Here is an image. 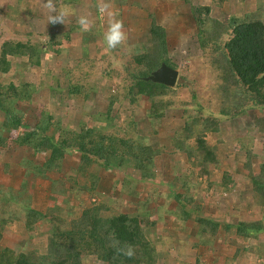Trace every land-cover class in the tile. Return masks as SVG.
<instances>
[{
	"label": "trees",
	"instance_id": "1",
	"mask_svg": "<svg viewBox=\"0 0 264 264\" xmlns=\"http://www.w3.org/2000/svg\"><path fill=\"white\" fill-rule=\"evenodd\" d=\"M148 1L124 0L123 4L117 0L91 2L97 22L112 21L107 23L108 27H113L112 30L116 29L117 23L126 29L137 30V39L126 43L121 50L112 49L105 42V56L111 53L121 63L117 67L108 63L99 78L92 66L96 61L77 54L70 69L53 79L56 86L66 90L67 99L81 96L82 100L89 97L97 100L96 105L102 112L92 108V114L103 119L102 129L81 123L77 131L67 129L62 126L60 118L46 113L43 106L36 109L38 117L35 120L25 112V107L32 105L35 98L31 79L41 82L42 76L38 72L36 77H32L30 71L23 72L19 66L26 64L33 70L41 66L42 60L66 59V48L61 46L65 41L57 38L59 26L55 19L50 16L46 20L45 33L32 30L22 38V33L14 29L13 36L19 37L7 36L0 42V79L5 78V81H0V146L8 144L25 151L26 156L22 157L20 164L25 169L21 184L25 186L28 177L59 170L62 163L70 159L75 170L70 177L83 178L84 183L73 181L69 191L75 188L88 197L100 198L98 203L80 209L74 203H67L63 217L52 212L40 213L18 201L27 194L23 188L19 190L20 184L12 192L7 190L11 182L7 181V170L1 160L0 205L3 206L0 208L8 205L13 212L0 214V264H82L85 258L96 264H157L162 254L157 252L146 233L148 230L155 235L158 219L149 216V209L155 208L149 205L156 200L162 202L156 208H162L163 214H169L173 224L191 223L195 227L194 251L214 244L218 232L222 236L232 232L235 240L258 239L259 235H264V146L256 156L259 162L253 168L248 164L243 166L250 182L249 197L244 202L246 206L258 209L257 217L224 223L203 216V190L200 187L203 178L207 181L205 187L210 188L214 184L212 174L220 169V155L224 150L223 144L217 141L208 144L207 137L225 135L224 124L245 116L250 110L255 109L264 115V7L261 11L257 5L264 6V0H150L145 4L146 9L142 8L141 5ZM76 3L77 0H61L51 6L72 7ZM77 7L71 8V16L83 13L81 5ZM33 11L31 6V16L36 15ZM17 13V9L10 13L12 23L17 21ZM120 14L123 22H119ZM134 16L136 20H133ZM79 29V23L73 20L67 31L62 32L65 40ZM183 35L195 44L200 54L202 62L196 66L204 74L203 82L199 85V79L192 75L190 68L179 70L178 77L185 83L176 82L172 88L144 80L161 63L177 69L168 55V44H178L176 42L183 39ZM91 38L90 48L98 46L100 49L102 42L100 45L98 40ZM42 47L44 51H41ZM46 73L43 72L44 75ZM121 73L123 76L120 77ZM88 74L94 77L89 78ZM110 75L122 78L117 82L116 91L109 88L112 83ZM8 77H14L16 81L8 80ZM80 79L89 82L86 86H73V82ZM96 88L99 94L93 91ZM100 101L103 102L101 105ZM142 101L148 104L146 117L153 134L165 110L180 112L182 122L165 144L170 145L174 152H183L185 162L194 169V173L190 171L188 176L180 178L173 175L175 189H165L169 196L159 199L154 190L150 197L148 194L138 200L131 212H123L106 205L107 198L101 191L108 192L113 184L114 187L119 185L120 178L126 181L127 171L137 172L135 181L156 188L155 158L161 151L152 146L154 139L145 140V135L137 129L138 137L131 138L119 125L121 111L125 107L139 108ZM128 117L130 130H135L131 117ZM4 133L10 136L8 141ZM249 139V134L244 142L238 138L239 151L244 150L242 143ZM232 148L237 152V145L232 143ZM116 173L120 178H114ZM194 178L193 183L191 180ZM198 178L202 180L198 182ZM217 184L222 190L231 184L226 172H221ZM115 194H118L116 189L112 195ZM164 205H173V210L168 211ZM14 221H21L23 230L31 233L43 224L44 250H36L31 243L33 238L27 239V243L25 241L18 249H14L12 242L4 244L6 226ZM241 245L247 247L245 241ZM236 248L235 255L238 252ZM235 255L227 261L237 264Z\"/></svg>",
	"mask_w": 264,
	"mask_h": 264
},
{
	"label": "rangeland",
	"instance_id": "2",
	"mask_svg": "<svg viewBox=\"0 0 264 264\" xmlns=\"http://www.w3.org/2000/svg\"><path fill=\"white\" fill-rule=\"evenodd\" d=\"M94 1L95 0H77L76 5L73 4L74 6L72 7L81 5V11L83 13L81 14L79 12V14L71 16L70 10L72 7L63 5L56 7L51 6L54 5L55 2H61V0H0V42L7 36L19 37L13 36L14 29L22 33V38L27 36L32 30L45 33L44 26H46V20L50 16L57 21V25L59 26L56 30V33H59L57 38L65 41V44L61 45L66 48L65 60H60V57L54 62H46L42 60L41 66L33 70H30L31 68L25 66L26 64L19 66L22 67L21 70L23 72L30 71L32 77H36L38 72H40L42 76L41 82L34 81V78L31 79L33 84L31 85L35 90V98H33L32 105L25 107V112L30 119L35 120V118L38 117V110L36 109L43 106L46 113H50L53 117L60 118L62 126L67 129L77 131L78 124L80 123L85 126L99 129L103 128V119L96 114H92V108L96 112H102L101 108L96 105L97 100H93L92 97H89L87 100H82L81 96L74 99H67L66 90L62 86H56L53 80L60 72L65 73L67 69H70L72 61L77 54H82L88 59L90 58L91 61H96L92 66L95 68L96 74L99 72L97 75L95 74V76L99 78L103 75L101 71L106 68L108 63H112L113 67L120 66L121 63L119 58L114 57L111 53L105 56V52H107L105 42L109 44L112 49L121 50L126 43L133 42L137 39V30L126 29V27L119 23H117L118 29L112 30L111 28L113 27H108L107 24L112 21L107 20L106 22L105 20L97 22L98 17L94 15L93 7L91 6V2L94 3ZM98 2L99 0H96V3ZM148 2H144L141 7L145 8V4ZM85 3H87V5ZM117 3L123 4L124 0H117ZM257 5L262 11L264 6L262 4ZM31 6L34 7L33 14L36 15H30L29 9ZM88 6L91 7L89 8L92 9L91 11L88 10ZM14 9H17L18 12L16 15V24L12 23L10 19V13ZM107 12L109 13V11H106L105 13ZM57 17L60 19H57ZM121 18L120 14L119 22H123ZM136 19V16H134L133 20ZM73 20H77L80 29L75 32L73 31L70 35L68 33L69 36L67 37V40H65L62 32L67 31L68 25H70ZM188 33L190 32L188 31ZM183 36V39L176 42L178 44L170 43L169 57L173 59L177 67V72H179V70L180 72L184 71L185 68L193 70L192 75L199 79L200 85L204 79V74L197 69L198 66H196L202 62L199 56L200 54L196 49L195 44L191 43L186 35ZM91 37L98 40L97 43L99 42L100 45L102 42V47H100V49L98 46L94 49L92 47L90 48L88 44L92 41ZM110 50L111 49L109 48L108 52ZM41 51H44V47L41 48ZM56 67L58 69H56ZM43 72H47V75L45 74V76ZM87 76H89V78L94 77V75H91L93 77H90V74ZM119 76H123V73ZM120 77L116 78L114 75L109 76V79H112V83L109 85L111 91L117 90V82L122 80ZM98 78L97 80H100ZM9 79L13 82L16 81L14 77H8V80ZM2 80L5 81V78L2 77L0 81ZM88 82V80L82 79L75 80L73 86H86ZM176 82L185 83V81L181 80L179 77ZM59 84L61 85V83ZM48 87L51 88V90H49ZM98 90L99 89L96 88L93 91L97 93ZM97 94H99V92ZM102 103L103 102L101 101L99 102L100 105ZM96 108H98V110ZM147 108L148 104L145 101H142L139 108L133 106L125 107L124 111H121V114L118 117L120 127H122L131 138L138 137L136 134L137 129L142 135H145V140L154 139L155 142L152 146L161 151V154L155 158V174L157 180L154 186L156 188L147 187L141 184V182L135 181L137 179L136 177H138V174L135 171H127L128 175L125 176V178H127L126 181L123 180L124 178H120L119 173H116L114 178L117 176V178H120L119 185L115 184L114 187L113 184L108 192L101 191L102 196L107 198L105 200L106 205H109L114 210L131 212L132 208L136 207L135 203L138 200L146 198L148 194L150 197L154 190H156L155 194L159 196V199L165 198L166 196H169L165 189H175V184L172 181L173 175L180 178L182 175L188 176L190 171H193L194 173V169L192 170L185 162V155L183 152H174L170 145L165 144V140L171 138L173 132L182 122L179 117L180 112L174 109L165 110L161 122L158 120L159 124L155 126L156 133L153 134L150 122L146 117ZM128 116L131 117V121L134 125L133 129L135 130H130V125L128 126L127 123ZM224 125L223 126L226 129L225 135L222 136L218 134L213 138L209 136L207 137L208 144H214V142L217 141L220 145L223 144L224 150L221 151L222 154L220 153V156L222 157L220 160L221 167L212 174L214 184L210 188H207L205 187L207 182L206 179L203 178L204 181H201L202 179L200 178L197 179V181L199 180L202 182L200 186L203 190V192H201V201L203 202L202 215L224 223H231L238 219L251 220L254 216H258V209L255 206H246V203L244 202L249 197L250 182L248 181L247 173L243 166L244 164H248L253 168V166L259 162L256 156L259 155L264 146V115L253 109L248 111L245 116L231 120L230 123ZM248 134L250 139L247 140V142L242 143L244 146H241V148L243 147L244 150L241 149L242 151H239L240 145L237 142L238 138H241V142H244V139ZM4 138L8 141L10 136L7 133H4ZM232 143L237 145V152L232 148ZM2 146H0V161L2 160L1 163L7 170V181L12 180L14 185H19L22 181V174L25 170L20 164L22 157L26 156V153L20 148L12 145L4 144ZM1 170L0 167V171ZM222 171L226 172L231 183L228 184L225 190H222L217 184L220 181ZM70 174H75L74 164L70 162V159H66L62 163L60 169L55 172L44 173L43 176L34 175L28 177L27 182H32L35 185L38 184V186L41 187L42 193L35 195L32 187L30 188L27 186V191L30 196L28 194L22 195L18 201L22 205L27 204L29 207H36L40 209V211L52 212L61 217L65 215V205L67 203H74L77 209H80L81 207H89L92 204L98 203L100 198L88 197L84 193L81 194V192L79 190L77 191L75 188L69 191L70 186L74 184L72 183L73 181H76L79 184L84 183L83 178H73L70 177ZM121 179L122 181L120 183ZM191 181L194 183L195 178ZM23 187V184H21V189L19 188V190H22ZM8 189L12 192V189L16 188H13L11 184V186H7V190ZM114 189L118 191V194L112 195ZM22 191L27 193L25 189ZM61 192L64 194H61ZM46 202L48 206H46ZM161 203V201L156 200L149 205V207H155L149 209V216L158 219L153 233L155 235H152L148 230L146 231L149 241H152L157 252L162 254L161 258L158 259L157 264H225L226 262V264H233L232 261H228L233 255H235L236 247H238V252L237 255H235L234 260L237 264H264V235H259L258 239L240 240L236 238L235 240L232 232L225 234V236H222V234H219L218 232L214 244L207 248L198 247L199 249L197 248V250L194 251L192 249L194 246L192 245L196 241L194 235L195 227L192 226L191 223H186L181 226L176 223L173 224L169 214H163V212L160 211L162 208H156L157 205L159 206ZM0 206L2 207L3 205ZM172 206L173 205H164V208L171 211L173 210ZM1 212L11 214L13 211L11 206L7 205L5 208H0V214ZM167 217H169V219ZM36 228L37 229L33 233L25 232L21 221L10 222L6 226L7 230L3 242L4 244L12 242L14 249H18L27 239L33 238L31 243L36 247L37 251H42L44 250V236H42L44 229L43 224L38 225ZM170 230L173 232L169 234L168 231ZM172 233L175 235H172ZM242 241L247 243L246 248L241 245ZM244 246H246V244H244ZM197 256H199V259L196 261L195 259ZM82 264L96 263L90 258H85Z\"/></svg>",
	"mask_w": 264,
	"mask_h": 264
},
{
	"label": "water",
	"instance_id": "3",
	"mask_svg": "<svg viewBox=\"0 0 264 264\" xmlns=\"http://www.w3.org/2000/svg\"><path fill=\"white\" fill-rule=\"evenodd\" d=\"M177 79V71L161 63L160 66L152 71L144 80L157 83L165 87L172 88Z\"/></svg>",
	"mask_w": 264,
	"mask_h": 264
},
{
	"label": "crops",
	"instance_id": "4",
	"mask_svg": "<svg viewBox=\"0 0 264 264\" xmlns=\"http://www.w3.org/2000/svg\"><path fill=\"white\" fill-rule=\"evenodd\" d=\"M150 2V1H149ZM149 2L147 3V4H149ZM113 25V24H112ZM116 29H118L117 28V25H116ZM168 46H170V44H168ZM169 55V54H168ZM10 182H11V184H12V187L13 188H17L18 186H20L21 185V182H20V185H14L13 183H12V180H9ZM15 186H17V187H15ZM27 186H29L30 188L32 187V190H33V193L35 192V195H39V194H41L42 192H41V187L40 186H38V184H34V183H32V182H27V184L23 187V189H25L26 191H27ZM21 188V187H20ZM29 188V189H30ZM18 189V188H17ZM33 193H32V195H33ZM27 194L29 195V192L27 191ZM31 194V193H30ZM31 195V196H32ZM30 196V195H29ZM28 196V197H29ZM46 206H48V204H47V202H46ZM31 208H33V209H35V210H37L38 212H40V213H42L43 211L41 210L40 211V209H38V208H36V207H32V206H30Z\"/></svg>",
	"mask_w": 264,
	"mask_h": 264
},
{
	"label": "clouds",
	"instance_id": "5",
	"mask_svg": "<svg viewBox=\"0 0 264 264\" xmlns=\"http://www.w3.org/2000/svg\"><path fill=\"white\" fill-rule=\"evenodd\" d=\"M176 70V69H175ZM177 71V70H176ZM177 77H178V72H177ZM177 80V79H176ZM175 84H176V82H175Z\"/></svg>",
	"mask_w": 264,
	"mask_h": 264
}]
</instances>
